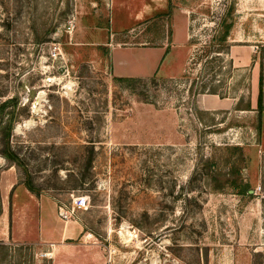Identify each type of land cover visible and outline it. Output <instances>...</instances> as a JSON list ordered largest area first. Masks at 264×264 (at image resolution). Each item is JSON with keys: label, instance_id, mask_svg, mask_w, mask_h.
<instances>
[{"label": "rangeland", "instance_id": "rangeland-1", "mask_svg": "<svg viewBox=\"0 0 264 264\" xmlns=\"http://www.w3.org/2000/svg\"><path fill=\"white\" fill-rule=\"evenodd\" d=\"M234 2L191 0L181 75L163 64L119 82L98 44L108 0H0V130L13 122L0 133V264H264V170L251 172L264 169V114L259 133L257 110L197 104L257 99L259 77L219 44ZM262 91L264 105V79ZM41 196L74 235L39 240Z\"/></svg>", "mask_w": 264, "mask_h": 264}, {"label": "crops", "instance_id": "crops-1", "mask_svg": "<svg viewBox=\"0 0 264 264\" xmlns=\"http://www.w3.org/2000/svg\"><path fill=\"white\" fill-rule=\"evenodd\" d=\"M108 2L109 22L97 27L105 39L98 44L107 47L109 67L115 78H156L163 64L170 69L181 66L180 73H171L165 79H173L184 72L186 58L183 47L189 39L191 0ZM233 8L227 55L239 67H249V75L259 77L260 64L256 63L254 56L255 48L264 47V0H235ZM124 30L126 39L121 34ZM241 100L240 97L208 93L201 95L197 104L201 111L206 112H256L257 99L255 102L250 100V110L238 107ZM259 164L257 160L254 164L256 168L251 170L252 173L255 171L253 182H259L263 176L264 169ZM39 207L38 237L43 244L54 243L75 234V227L69 221L62 225L54 200L41 196ZM3 221L0 218V224Z\"/></svg>", "mask_w": 264, "mask_h": 264}, {"label": "trees", "instance_id": "trees-1", "mask_svg": "<svg viewBox=\"0 0 264 264\" xmlns=\"http://www.w3.org/2000/svg\"><path fill=\"white\" fill-rule=\"evenodd\" d=\"M232 15H233V9L230 8L229 12H228V19L230 18V20L223 25V31L221 33V38L219 39V44L221 47H223L225 44H227V38L229 36V32L232 28ZM264 48V47H263ZM262 52V51H261ZM263 64L262 62L260 63V74H259V79H258V95H257V122H258V132L260 133L261 130V123H262V115H263V111H264V105H263V91H262V87H263ZM117 81L119 82H129V81H136V80H140V79H129V78H116ZM215 93V92H212ZM6 107V104H2L0 105V112L2 113L3 109ZM246 110H250V104L246 105V108H244ZM13 128V122L12 119L10 118L3 126H1V137L4 139H8V137L10 136L11 130ZM5 155V154H4ZM26 188L33 192L34 191V187L32 186V184L30 182L26 183ZM262 203L264 204V199L262 200Z\"/></svg>", "mask_w": 264, "mask_h": 264}, {"label": "built area", "instance_id": "built-area-1", "mask_svg": "<svg viewBox=\"0 0 264 264\" xmlns=\"http://www.w3.org/2000/svg\"><path fill=\"white\" fill-rule=\"evenodd\" d=\"M86 203L85 201V198L84 197H80V198H77L75 201H74V205L77 207V208H80L82 206H84ZM61 210V209H60Z\"/></svg>", "mask_w": 264, "mask_h": 264}]
</instances>
